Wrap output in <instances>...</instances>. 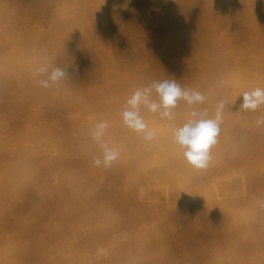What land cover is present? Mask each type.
I'll use <instances>...</instances> for the list:
<instances>
[{"label":"bare ground","instance_id":"bare-ground-1","mask_svg":"<svg viewBox=\"0 0 264 264\" xmlns=\"http://www.w3.org/2000/svg\"><path fill=\"white\" fill-rule=\"evenodd\" d=\"M66 72L44 88L36 69ZM175 80L223 123L197 170L172 120L124 126L137 88ZM264 0H0V264H264ZM153 99H156L153 93ZM120 149L95 167L91 131Z\"/></svg>","mask_w":264,"mask_h":264},{"label":"clouds","instance_id":"clouds-1","mask_svg":"<svg viewBox=\"0 0 264 264\" xmlns=\"http://www.w3.org/2000/svg\"><path fill=\"white\" fill-rule=\"evenodd\" d=\"M36 75H47L41 79L40 85L48 88L51 84H58L66 75L64 70L54 68L50 73L47 66L36 69ZM155 93L156 99H153ZM240 107L249 111H256L264 106V89L256 88L250 92H243ZM206 97L199 91L182 88L175 80L153 81L147 86L137 88L126 101L121 116L124 126L137 133L147 143L157 139V131L149 127L141 114L146 109L153 114H159L161 119L172 120L173 109L179 100H184L188 105L194 106L188 119L182 126L172 129V143L176 146L181 157L190 166L197 170L207 169L212 162V148L218 143V137L223 123L225 101L221 99L216 105L214 118H205L207 109L200 110L197 105L202 104ZM264 124V118L257 121ZM109 124L107 121L99 122L91 131L92 139L98 144L100 154L93 158L95 167L109 169L119 162L120 149L110 146L104 139ZM259 206L264 208V200L259 201Z\"/></svg>","mask_w":264,"mask_h":264}]
</instances>
